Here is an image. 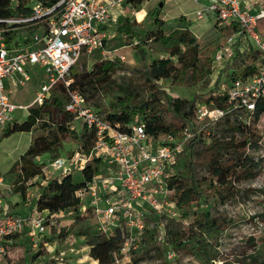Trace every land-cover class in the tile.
<instances>
[{
  "label": "built area",
  "instance_id": "1",
  "mask_svg": "<svg viewBox=\"0 0 264 264\" xmlns=\"http://www.w3.org/2000/svg\"><path fill=\"white\" fill-rule=\"evenodd\" d=\"M31 1L30 16L0 17V135L17 121V110L28 112L30 107L42 104L58 84L66 89L64 109L73 117L69 129L75 130L73 122L77 120L80 131L93 133V144L87 154L81 152L68 160L58 157L43 162L40 175L45 182L57 172L81 170L92 158L101 159V172L76 194L81 200L84 194L89 195L90 200L82 208H89L97 217L98 231L105 235L119 231L121 241L113 259L120 264L140 250L147 231L164 233L169 220H181L182 208L176 204L175 189L169 181L178 173L177 166L188 141L198 137L199 145L209 144L214 125L232 119L237 112L253 115L256 102L264 101V34L257 27L258 20L264 19V0H194L199 5L195 18L212 12L221 35L208 75L210 93L207 99L195 98L194 118L182 129L157 137L146 132L143 122L131 123L129 131L120 130L118 124L112 125L77 90L70 88L71 72L83 53H106L104 45L112 36L109 31L125 0H59L53 6ZM228 26H234V31L225 36ZM29 27L31 32H20L17 44L6 41L9 31ZM252 52L259 54L255 61L241 69L239 65L233 66L235 58ZM116 56L125 60L123 54ZM250 65L254 71L246 73ZM37 70L44 75L33 99L27 104L14 102L9 95L11 89L25 85ZM213 97L224 99L226 106H217ZM249 145L247 142L246 154ZM258 151L263 157L262 149ZM247 156L256 167L259 157ZM12 188L0 177V264L9 257L8 243L15 235L28 230L33 236L46 230V220L36 209L30 215H21L2 207L4 194L11 193ZM48 222L53 224L54 220ZM33 244L37 245L35 239ZM165 254L170 258L173 253L167 249Z\"/></svg>",
  "mask_w": 264,
  "mask_h": 264
},
{
  "label": "rangeland",
  "instance_id": "2",
  "mask_svg": "<svg viewBox=\"0 0 264 264\" xmlns=\"http://www.w3.org/2000/svg\"><path fill=\"white\" fill-rule=\"evenodd\" d=\"M159 2L163 5L160 6ZM195 2L193 0H149L143 1L138 5L123 6L122 13L118 14V20L110 29L112 36L104 45L106 53L99 50V54L83 53L78 59L73 70L81 71L85 66L90 68L94 59L107 58L119 60L116 55L123 54L125 60L121 61L122 69L117 70L113 76V83L100 93L98 105L104 108L106 112L113 111L116 103V97L125 94V90L137 91L145 94L144 88L139 84L135 71L132 66H138L143 58L140 49L136 48L135 43L142 39V49L147 56V62L155 57L165 55L160 52V46L153 38L145 34L160 27L165 34L175 28L184 27L189 29L195 37L202 51L207 45L215 39H218V31L215 24L208 15L200 19L195 18ZM133 12H137L134 14ZM145 13V14H144ZM184 14V15H182ZM124 15L133 17L138 25L135 29L139 37L133 42H127L126 37L116 31ZM165 17V20H162ZM169 18V20H166ZM37 25V28H42ZM109 51V52H108ZM211 54V62L213 52ZM259 54L252 52L244 54V57H237L233 61V66L250 64L258 58ZM210 68V67H209ZM227 71V70H224ZM43 72L37 70L33 73V78L25 85L11 89L9 95L11 99L20 104L29 103L35 96V92L40 83ZM160 87L171 96H184L185 98L193 96L196 99H207L210 93L209 81L204 78L194 84H172L169 79L159 81ZM93 106V101H88ZM18 122L26 118V110H17L15 112ZM239 115L241 119L237 118ZM248 123L249 152L250 157H259L255 167V176L249 180H244L234 184V193L223 199L208 198L206 201L191 202L182 207L180 213L181 220L173 219L165 225L164 233L155 230H149L145 233L140 250L123 262L133 260V264H264V156L260 157L259 149L264 153V114L254 120L253 115H246L244 112H237L233 115L231 121L241 124ZM75 130L68 132L65 136L58 154L43 153L35 157L37 163L45 162L46 158H62L68 160L77 153H81L83 137L80 133L79 122H73ZM43 132L40 127H35L30 132L17 131L5 135H0V177L5 183L18 185L21 180L17 168H14L18 162L19 156L26 150L30 140L37 134ZM228 138L238 139V132H228L225 135ZM204 146L198 145L196 152ZM230 151H225L224 156L230 155ZM206 165L197 163L195 165V176L201 179L206 176ZM75 180L82 179L81 170L72 171ZM40 175L31 183L24 186L29 189V195H24L20 200L27 202V207L31 208L36 195L40 189V181L43 180ZM87 195V194H86ZM84 194L82 196V205L86 201ZM4 208L8 209L7 203H3ZM29 208V209H30ZM23 209V206H22ZM208 212V218L214 221V227L208 230L202 225L204 222L203 212ZM24 212V211H22ZM21 212V213H22ZM46 220V230L43 233L34 234L32 237L38 242L37 250H32L26 245V252L22 253L21 242L16 241L9 250L18 249L11 258H6L1 264H92V257L89 256V246L87 244V235H81L83 232L97 233V217L90 210H83L79 215L71 211H61L56 214H41ZM54 220L49 224L48 220ZM167 225L176 235L168 233ZM176 238V239H175ZM175 239V240H174ZM12 245V246H13ZM20 248V249H19ZM170 249L173 253L170 258L165 254V250ZM207 252V253H205ZM135 261V262H134Z\"/></svg>",
  "mask_w": 264,
  "mask_h": 264
},
{
  "label": "trees",
  "instance_id": "3",
  "mask_svg": "<svg viewBox=\"0 0 264 264\" xmlns=\"http://www.w3.org/2000/svg\"><path fill=\"white\" fill-rule=\"evenodd\" d=\"M46 6H53L59 0H38ZM148 0H125L124 5H138ZM31 0H0V17L9 16H30ZM158 27L145 36H151L160 46V52L165 53L147 62V56L142 49L143 42L139 37L135 25L139 23L128 15L121 18L116 31L126 37L127 42H133L137 37L136 48L140 49L143 61L138 66H132L137 80L144 88L145 94L137 91L125 90V94L116 97L113 111L106 112L99 107L97 96L104 92L114 81L113 76L117 70H121L123 64L120 60L107 59L104 57L94 59L90 68L83 67L81 71L72 70L71 89L77 90L85 99L93 101V106L112 125L118 124L122 131H129V126L134 122H143L145 130L149 135L157 137L163 133L175 132L182 129L194 118L193 107L195 97H175L166 93L159 85V81L169 79L172 84H194L204 78L209 81L211 54L218 48L221 35L218 31V39L212 40L202 51L189 29L184 27L175 28L165 34ZM257 27L264 34V19L257 22ZM234 26L224 29V35H230ZM20 32H31V28L6 33V41H14L20 38ZM99 54V50L90 52L92 56ZM213 58V56H212ZM253 67L248 68L246 73L253 72ZM245 73V74H246ZM68 94L66 89L58 84L44 102L28 109L26 118L7 128L4 132L8 135L17 131L30 132L36 126L43 132L33 137L26 150L19 156L14 168L19 171V178L26 182L31 178L40 176V166L43 162L37 163L35 157L43 153L58 154L59 148L69 129L68 123L72 121V115L64 109ZM212 98V97H211ZM215 104L225 107V100L220 97H213ZM264 114V101H257L253 113L254 120H258ZM214 133L209 144L196 152V147L201 139L195 137L187 143L183 159L179 161L178 173L169 181V186L174 187L175 201L177 206L185 207L191 202L206 201L208 198L221 200L234 193V184L249 180L255 176V164L246 154L248 142V126L231 119H225L214 125ZM228 132H238L239 138L226 137ZM83 140L81 145L82 153L87 154L93 144V133L80 131ZM225 151L230 155L224 156ZM197 163L206 165V176L198 179L195 176V165ZM103 162L100 158H92L81 169L79 181L75 180L72 172L65 173L60 178H50L40 185L39 195L35 209L39 212L47 211L48 214H56L61 211H71L79 215L82 209V200L77 196L76 191L90 182L92 177L101 172ZM87 210H90L87 208ZM91 211V210H90ZM204 222L202 225L208 230L214 227V221L208 218V212H203ZM169 222V221H168ZM174 223V220L170 221ZM170 233L169 225H167ZM98 231V229H97ZM172 232V231H171ZM174 236L175 232H172ZM87 235L89 256L97 260V264H115L113 253L117 250L121 236L118 230L108 235L98 231L97 233L83 232ZM176 239V238H175ZM174 239V240H175ZM207 253V252H205ZM135 262V261H134ZM120 264H133V260L121 262Z\"/></svg>",
  "mask_w": 264,
  "mask_h": 264
},
{
  "label": "crops",
  "instance_id": "4",
  "mask_svg": "<svg viewBox=\"0 0 264 264\" xmlns=\"http://www.w3.org/2000/svg\"><path fill=\"white\" fill-rule=\"evenodd\" d=\"M257 2H261V0H257ZM195 4H196L195 5V10H196L199 7V5L196 2H195ZM159 5L162 6L163 3L162 2H159ZM123 6H125V5H123ZM123 6L117 11L118 14L122 13V10L124 8ZM257 7H258V3L253 8V11H255ZM133 13L134 14H137V12L136 13L133 12ZM182 15H184V14H182ZM205 15H208L211 18V21L215 24V15L212 12L207 11V12L204 13L203 16H205ZM124 16H126V15H124ZM162 20H165V17H163ZM166 20H169V18H166ZM48 160H49V157L46 158V161H48ZM63 175L64 174H60L59 172H57L54 175V177L60 178ZM35 179H38V178H36V177L35 178H31V179L27 180L26 182L20 181L19 184L16 185V186L15 185H12L13 186V188H12L13 191L11 193H5L4 194L3 202L2 203L6 202L7 203V206H8V209L11 212H13V213L21 214V215H30V214H32L34 212V210H35V204H36V201H37L39 192L36 195V198H35V201L33 202V205L31 206V208L29 207L30 209L27 207V204H28L27 202H25V201L24 202H21L20 200L23 198L24 195H26V196L29 195V192L28 191H30V190L27 189V188H24V186H26L27 184L31 183ZM45 182H44V179H43L42 181H40V185H42ZM100 188H101V185H100ZM85 200L86 201H84V202H86V203H87L88 200H90L89 195H86ZM22 206H23V209H22ZM2 207L4 208V205H2ZM22 211H24V212H22ZM42 212H44V213L47 214V211H41V213ZM26 231H28V230H26ZM26 231H23V232L18 233L17 235H15L9 241L8 244L11 245V247H15L13 244L16 243V241H18V242H21L20 244H23V245L27 244V246L31 247L32 250H37V248H38V242H37V245L34 246V244H33L34 238L32 236H30L29 233L26 232ZM25 247H26V245L22 247V249H21L22 250V253H25L26 252V248ZM16 250H18V249L14 248L13 250H9V257L8 258H11L12 256H14ZM92 262H93L92 264H97V260H94L93 258H92Z\"/></svg>",
  "mask_w": 264,
  "mask_h": 264
}]
</instances>
